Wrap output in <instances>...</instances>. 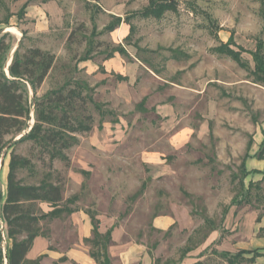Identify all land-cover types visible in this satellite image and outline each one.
I'll list each match as a JSON object with an SVG mask.
<instances>
[{
  "label": "rangeland",
  "instance_id": "rangeland-1",
  "mask_svg": "<svg viewBox=\"0 0 264 264\" xmlns=\"http://www.w3.org/2000/svg\"><path fill=\"white\" fill-rule=\"evenodd\" d=\"M173 1L175 10H166L161 16L146 11L149 0L130 4L123 18L127 27H132L131 33L127 40L124 38L116 45L110 41L109 33L104 32L106 26L114 23L113 18L100 16L96 8L89 9L90 17L72 18L63 29L34 39L26 36L19 26L21 4L0 0V24L7 21L6 25H0V39L4 36L9 46L4 72L7 74L15 52L20 56L28 49L39 48L55 57L54 69L35 92L25 83L28 118L20 133L4 137L0 144V166L9 163L11 153L30 160V168L17 171L18 179L25 185H37L43 180L61 185L62 198L64 192L77 190L81 180L80 198L89 212L96 210L98 188L112 190L114 200L110 205L99 203L97 210L118 218L132 213L125 227L131 236L138 235L140 241L145 228L144 242L151 253L159 256L156 264H181L183 257L195 249L202 250V261L196 264H222L212 246L202 249L211 228L225 232L222 223L226 212L239 211L241 206L251 208L240 210L244 213L239 215L240 223L235 225L232 221L229 230L250 233L253 223L250 210H259L257 218L264 216V187L252 184L247 197L240 195V165L256 123L264 118V83L251 73L254 70L251 53L264 44V0ZM230 37L231 47L241 51L247 70L212 51ZM115 46H122L127 52V56L116 54L119 62L136 59L151 72L158 70L161 80L196 85L200 91L206 86L204 95L196 99L195 108L183 105L178 110L177 119L182 118L179 125L189 123L193 127L188 145L168 152L162 142L173 134L172 127L161 123L160 117L140 111L141 105L136 107V102H143L144 91L156 88V83L147 81L143 91L134 94L139 79L145 77L143 68L134 75L138 80L133 87L129 85L132 88L123 82L124 86L115 87L111 93L102 85H116L113 71L111 80L94 78L92 70L96 68L104 74L101 62ZM173 52L187 59L172 60ZM261 54L264 57V51ZM84 57L91 62L86 65ZM75 81L86 83L88 88L82 93L83 99H76L67 114L79 120L90 116L92 130L74 135L77 143L63 152L69 159L68 166L58 159L50 162L48 154L30 141L14 143L34 124L36 102L65 82ZM209 98H217L220 108H209ZM117 121L122 123L112 132L117 130L118 136L127 137L112 141L109 131H102V125L111 122L113 126ZM145 152H150L152 158L149 155L141 158ZM161 152L165 156L160 159L165 161L158 157ZM71 161L73 175L69 178ZM106 169L112 170L111 176H106ZM142 189H146L145 198L137 201ZM3 190L0 180V192ZM233 200L237 201L235 205ZM158 214L171 215L176 224L166 232L152 228L147 233L143 218ZM40 226L43 233L49 232L50 222H42Z\"/></svg>",
  "mask_w": 264,
  "mask_h": 264
},
{
  "label": "crops",
  "instance_id": "crops-1",
  "mask_svg": "<svg viewBox=\"0 0 264 264\" xmlns=\"http://www.w3.org/2000/svg\"><path fill=\"white\" fill-rule=\"evenodd\" d=\"M20 3V10L23 8V16L19 20L23 32L26 36L30 38H39L41 36L48 35L51 32L63 29L67 21L72 20L76 17H90L89 9H98L99 15L105 18H120V24L109 33V39L114 44L118 45L122 39L126 38L129 34V27L124 23V16L129 9L130 4H134L137 1L143 0H15ZM148 1V0H147ZM146 2V0H145ZM12 18L16 16L12 15ZM73 18V19H72ZM4 24V23H2ZM0 24V25H2ZM6 25V24H4ZM18 32V28H13ZM118 55H114L112 58L103 60L101 62L104 74L97 72V69L92 70L94 78L98 80H104L106 78L112 79L111 71L116 79V85L108 83L102 85V88L110 89V93L114 92L115 87L120 88L126 83L127 87L129 85L134 86L135 81L138 80L134 78L138 69L143 68L145 77L139 79L140 81L134 87V94H138L143 91L147 81H152L156 83V88L150 92H143L141 99L143 102H136V107L140 111L145 113L153 114L162 119L161 123H169L173 129V134L168 136L162 142L166 147L168 152H175L181 148L188 145L190 141V135L193 132V127L191 124L179 125L181 119H177L179 115V108L183 105H187V108H195L196 99L201 95H204L206 91V86L200 91L196 85H184L182 83L161 80L160 73L155 74L147 68L143 67L142 64L134 59L132 62H119ZM136 61V62H135ZM91 61H86L90 63ZM182 71V70H181ZM126 78V81H119L116 77ZM108 81V80H107ZM158 81H161L160 84ZM215 83H219L215 80ZM121 82V83H120ZM124 82V83H123ZM210 83H214L211 81ZM124 84V85H123ZM207 85V84H206ZM131 87V88H132ZM113 94V93H112ZM204 97V96H203ZM174 101H169L171 99ZM202 98V97H201ZM209 108H220L217 98L208 100ZM143 107V108H142ZM134 110V109H133ZM118 122V121H117ZM115 123L113 126L110 123H105L102 125L103 132L110 133V138L112 141L115 139L125 138L126 135L118 136V131L112 132V129L119 128L122 121ZM166 125V124H164ZM178 125V126H177ZM130 130V127L125 124ZM126 129V130H128ZM127 132V131H126ZM128 133V132H127ZM264 141V118L256 123V129L251 134V140L248 142L243 160L247 155V159L244 161L245 170L247 176L243 179L244 189H248L250 184L259 185L264 187V154L262 158L258 157V153ZM114 143V142H112ZM158 157H164V152L157 153ZM149 155L150 152H145L142 154ZM242 160V161H243ZM160 161H165L161 160ZM73 162L71 161L70 168L68 169V177L70 178L73 173ZM87 172L85 170H82ZM112 170L106 169V176H111ZM8 173V163H3L0 166V180L4 185V190L2 191L3 198L5 197L6 191V176ZM104 176V173H102ZM79 186L77 190L73 193L64 192L62 198V207H67L71 209V213H62L59 217L50 221V230L46 236H38L34 239L32 247L26 254L28 260H34L41 258L40 264H96L95 260L90 256V245L86 243V240L92 239V224L89 214H93L95 220L98 222L97 231L100 234H105L110 231L111 243L108 248V253L110 256L111 264H156V254L151 253L148 249V245L144 242L145 228L143 229L142 240L140 241L137 236H131L130 232L126 229L125 223L132 216L131 214L115 216L113 214H106L97 210L99 203H108L114 200L113 191L104 187V189L98 188L97 192L99 195L98 199L94 200L96 203V210L88 211V207L80 198V193L82 190L81 180H78ZM145 188V187H144ZM79 195V196H78ZM146 195V189H142V195H139L136 199H144ZM96 197V198H97ZM64 199V200H63ZM127 199V198H126ZM110 202V203H109ZM117 202V201H116ZM136 202V201H135ZM38 206L44 212H50L52 208L47 203L39 202ZM262 206V205H261ZM257 207V206H256ZM263 207V206H262ZM246 209H250V205L245 206ZM243 206L239 207L238 210L232 211L229 209L224 217L222 227L223 233H220L218 229L211 230L208 232L206 238L203 241V248L213 247L214 251L217 253L226 252L230 254H235L239 251L251 252L248 255L243 256V260L239 264H264V216H259L257 218L259 210L253 209L249 211V217L252 218L250 233L243 231H235V229L229 230V224L234 221L235 225L240 223V219L244 214L242 211L245 209ZM264 212V211H263ZM237 214V215H236ZM254 219V220H253ZM142 224L146 226L147 233L150 230L166 232L172 226L176 224L175 219L171 215L158 214L154 217L143 218ZM261 232V233H260ZM6 231L4 229V242H3V252L4 255L7 249L11 245V241L5 236ZM202 250L195 249L188 252L182 259L181 264H196L202 261L200 253ZM255 254V255H254ZM167 261V260H166ZM222 264H228L225 260H222ZM6 264V261L4 260ZM163 264V263H161ZM167 264V262H164Z\"/></svg>",
  "mask_w": 264,
  "mask_h": 264
},
{
  "label": "trees",
  "instance_id": "trees-1",
  "mask_svg": "<svg viewBox=\"0 0 264 264\" xmlns=\"http://www.w3.org/2000/svg\"><path fill=\"white\" fill-rule=\"evenodd\" d=\"M175 4L173 0H149V7L146 11L152 15L161 16L166 10H175ZM22 16L23 8L19 11L18 18L21 19ZM113 20L114 23L106 26L104 32H112L121 22L120 18H113ZM124 23H126L125 19ZM4 24H7V21ZM131 30L132 27L129 26V34L125 40L128 39ZM3 37L0 39V144H2L4 137L11 135L13 132L20 133L25 126V120L28 118L29 113L25 100V94L27 93L26 84L32 92H35L54 69L55 61L54 55L39 48L28 49L20 56L15 52L6 74L4 72V61L9 46L5 43ZM261 50L262 52L264 51V44H259L257 50L251 53L254 62V70L251 73L257 81L264 83V57L261 54ZM212 51L218 56L232 59L240 68L247 70V64L241 59V51H236L231 47V37L226 43H221ZM114 54L127 56V52L122 46H115L105 56L104 60L112 58ZM182 58L187 59V56L173 52L170 59L180 61ZM87 60H90V58H83V61ZM154 73L159 74L160 72L154 70ZM117 79L119 81L126 80V78L120 76ZM87 88L88 86L84 82H65L59 89L50 91L41 101L38 100L34 110V124L26 134L14 143L30 141L48 154L50 162L58 159L65 162L66 166H68L69 159L63 152L77 143V138L74 135L88 133L92 130V119L90 116L79 120L73 119L67 114L68 110H72L71 107L76 99H83L82 93ZM64 91H66L65 94ZM263 154L264 141L258 157L262 158ZM247 157L246 155L240 165V195L242 198L249 195V190L252 186L250 184L247 190L243 186V179L247 176L244 165ZM30 166V160L14 153L10 154L4 198L0 192V221L6 231L5 236L11 241V245L4 255L1 247L4 242L3 232L0 229V264H5L4 260L6 264H40L41 258L34 260L26 258V254L32 247L34 239L40 235L46 236L48 233L42 232L40 223L50 222L62 213L69 214L72 212L66 206L62 207L60 205L63 191L61 185L53 184L46 180L41 181L37 185H25L18 179L17 171L28 169ZM39 202L47 203L52 208L51 211L44 213L38 206ZM236 202L233 200L232 204L235 205ZM89 216L92 224V239L86 240V243L91 247L90 256L95 260L96 264H111L108 253L111 243L110 231L105 234L98 233V222L93 214L90 213ZM214 229V227L211 228V230ZM250 253L239 251L235 254H230L214 251V254L228 264H239L243 260V256Z\"/></svg>",
  "mask_w": 264,
  "mask_h": 264
},
{
  "label": "built area",
  "instance_id": "built-area-1",
  "mask_svg": "<svg viewBox=\"0 0 264 264\" xmlns=\"http://www.w3.org/2000/svg\"><path fill=\"white\" fill-rule=\"evenodd\" d=\"M0 229H1V231L3 232L2 233V237H3V240H4V226H3V224H2V222L0 221Z\"/></svg>",
  "mask_w": 264,
  "mask_h": 264
}]
</instances>
